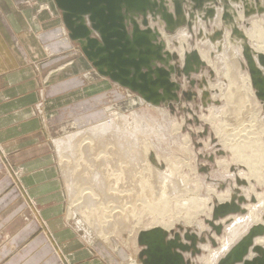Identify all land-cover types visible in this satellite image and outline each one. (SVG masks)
<instances>
[{"label": "crops", "instance_id": "obj_1", "mask_svg": "<svg viewBox=\"0 0 264 264\" xmlns=\"http://www.w3.org/2000/svg\"><path fill=\"white\" fill-rule=\"evenodd\" d=\"M212 26L209 34L218 32L222 23L215 30ZM238 26L243 29L240 21ZM181 28L184 25L170 32L165 26L171 37ZM157 30L161 34V29ZM230 33L225 27L228 51L217 60L210 58L209 67L218 77V62H237L236 69L226 71V77L235 83L227 87L238 89L246 109L248 101L257 96L242 61L231 49L232 44H227ZM166 36L160 37L165 49L177 53ZM185 40L187 44V38L181 42ZM194 41L200 45L190 38ZM188 45L186 50L193 48ZM213 49L209 45V50ZM86 63L78 46L69 39L54 0H0V264H101L86 254L91 250L67 221L65 186L54 144L74 129L101 122L103 114L116 109L118 102L129 103L140 97ZM246 76L248 87L242 79ZM182 82L186 89L188 82ZM213 84L209 83V89H220ZM258 102L255 105L263 110ZM232 187L234 184L228 188ZM230 198L218 200L226 202ZM93 243L98 250L100 244Z\"/></svg>", "mask_w": 264, "mask_h": 264}, {"label": "bare ground", "instance_id": "obj_2", "mask_svg": "<svg viewBox=\"0 0 264 264\" xmlns=\"http://www.w3.org/2000/svg\"><path fill=\"white\" fill-rule=\"evenodd\" d=\"M165 1L167 3V6H169V9H173L172 0H165ZM184 5H186V8L188 10L187 16H190L189 13L191 10L194 12L193 16L191 17L194 25H193V28H191V29H189L188 26L184 25V28H181L178 30V32L174 33V35H175L174 37L169 36V35H173V34L167 33V31L165 30V23L162 22V20L160 18H158V17L154 18L151 14L148 15L149 26H151V23H154V26L152 25L153 27L151 26V28H157V29L160 28L161 29L160 32H161L163 38H165L166 34L168 35V36H166V37H168L166 39L170 42V45H172L174 48L177 49L176 50L177 54L178 53L181 54L179 56L180 59L182 60L181 62H183L185 52H187V51L189 52V51L196 49V48L199 49V50L198 49H196V50L199 51L201 58L203 60H205L208 65H209V59L210 58H215V60L221 58L228 51L227 45H225L226 44L225 43V41H226V39H225V27H228V30H230L231 33H230V36L228 38L227 44L228 43L232 44L231 49L236 54V56H238V58L242 61L243 68H244L245 72L248 73V75H250L249 66L247 64V60L244 57L243 50H244L245 44L248 43L251 46V49H253L254 53L256 50H254L253 46H255L258 50L264 51V0H203L202 8L197 9V10H193V1L192 0H186V3H184ZM216 6H217V8H216ZM208 8H214L215 14L212 16V14L209 13V16L205 17L206 11ZM227 11L232 16V20L229 19L227 21H223L221 19V15L223 12L225 13ZM246 14H248V16H245ZM138 21H139V23H141V20H138ZM239 21H240V24L242 25L243 29L239 28V26H238ZM220 23H222V27L220 28V30H221L220 36H218L219 33L216 32L217 30L213 34H209V28L212 26V24H213L212 27L215 30L216 25H218ZM235 27H238L244 36L239 37L238 35H234L233 29ZM242 30H244V31H242ZM186 38L188 41L187 44H186V40L181 42V39H186ZM190 38H192L194 40L197 39V41L199 40L198 42L200 45H196L195 41H194V44L192 42H190ZM245 38H247V39H245ZM188 44H191V46L195 45L196 48L194 47V48H191L190 50H186L185 48L189 47ZM209 45H212L214 49L209 50ZM202 46H205V49ZM172 49H170V51ZM231 49H230V51H231ZM257 53H258V51H256L255 54H257ZM218 63L219 64L216 65L218 77H217V80L215 81V83L218 84L217 87L220 89H217V88L214 90L209 89L210 85H209V81L207 82V80H208V78H209V80H211V78H210V76L208 77V74L210 75V73L207 70V68H206L207 65H206L200 70L199 73H197L199 75L200 73L204 74V72H205V74L202 75L200 77V79H198V78L196 79L193 77V75L196 73H193L191 76V79L196 80L194 86H196L197 84H200V86L198 87L199 93L195 92L196 95L194 98H196L198 96L200 98L202 97L201 98L202 100H203V98H207L205 100V103H209V105L206 106L205 103L203 105L206 107L211 106L213 108L214 105H218V107L216 109L217 112L213 115L216 116V119L221 120L219 125H223V123H224L223 118H224V114L226 112H227V114H228V112H230L232 118H234L235 123H236L237 119L245 114L243 103L241 104V102H240V100L242 99V95L239 93L238 89H233V88L227 87L228 85H235V83H234V80H230L229 78L226 77L227 76L226 71L229 68L236 69L237 68V62L236 61H223V62H218ZM174 76L176 77L175 79H174ZM181 78L183 80L185 79V81L188 82V85L186 84L187 85L186 89L183 88V90L195 89V87L190 83L189 78L178 77L177 74H175V73L172 74V79L176 80L180 83H181ZM247 78L248 77L246 76L242 79L244 80V86L248 87L249 82H248ZM250 80H251V76H250ZM212 83H214V82H211V84ZM251 83H252V80H251ZM252 86H253V84H252ZM207 89H209V90H207ZM253 90H254L255 95H256L257 91L254 87H253ZM192 91L194 92V90H192ZM207 91L208 92L212 91L213 94H211L212 92H210L211 95H209V93H207ZM179 96L181 98L180 101L173 100V101H169L168 103H164L162 105L165 106L166 108H170L171 113H173L175 110H177V108H179L182 105L181 103L183 102L184 96L181 95V92L179 93ZM209 96H211L210 101L208 99ZM218 99L226 100L228 105L227 106L224 105V107H222L220 104V101ZM194 101H195V99H194ZM211 102H213V103L210 104ZM260 102L263 106V102L262 101H260ZM129 103H130V105H136V104L153 105L151 103H147V102L143 101V99L141 97L138 99L130 100ZM176 104H177V106H176ZM162 105H159V106H162ZM153 106H156V105H153ZM159 108H161V107H159ZM184 108H185V106H184ZM210 108L208 110H210ZM163 109H165V108H163ZM190 109H191L190 113L194 115V113H195L194 110L192 108H190ZM115 110L113 108L112 110L107 111V115L109 113L110 119L112 116H114L116 114V116L119 115L117 120H120L119 118H121V122L123 125H127L128 123H130V118H128V116L123 115V114L121 115L120 112L117 113ZM165 111H167V110H165ZM194 118L196 119L195 121L197 123L200 122L197 115H194ZM137 119H138V116H136V118L134 117V121ZM255 120H256V118H253V120H252V117H251L250 122L255 121ZM213 121H215V120H213ZM136 122H138V121H136ZM232 122L234 123V121H232ZM113 123H114V121L109 120L106 123L107 126L106 125L105 126L106 127H108V126L112 127ZM237 123H239V122L237 121ZM175 124H174V127L176 128ZM241 124L242 123L240 122L239 126ZM224 126L225 127H223V130H221V132H217V133L219 134V136H223L225 142L229 144V147H225L223 143H220L219 145L218 144H214V146L212 145L211 149L215 150L214 148L216 147V151H214V152H215V155H217V156H222V157L226 156V154L229 152L228 150H231V152L234 153V155L236 156L237 159L234 161V167H231L232 172H230V171H228L229 173L227 171L225 172L227 176L228 175H230V177L232 176V178H230V179H232V181H233L232 184H234V187L230 188V190L225 189V191H223V192L221 190L222 194H220V195L218 193H216V194L218 195L219 199H225V198L227 199V196L228 197L231 196V198H232L233 195L239 196L240 194H244L245 191H247L248 196L250 195V197H251L252 194H254L255 196L258 197V202H259L258 204H260V206L258 207L257 206L258 204L255 206L250 205V204L247 205V207L251 211V213L249 215L247 214L248 216H250L249 218H247L248 221L246 220V217H244V218L238 217V216H240L239 215L240 213L232 214V215H229L225 218H219L218 220L214 221L215 224H221L224 227V226H227V224L231 223L232 220H234V222L231 225L227 226V228H228L227 230L231 234L228 233V235L227 234L225 236L222 235V237H220L218 235L219 238L217 237V242L220 241L222 243L221 246L219 245L221 248L220 252L217 251L216 248H215L216 249L215 251H217V252H213L212 248H214V247L211 248V245H210L211 243H208V240H209L208 236L203 237V234H202L204 231L203 230V228H204L203 224L202 225L199 224L200 225L199 231H197V230L195 231L194 229H190L191 232H195L199 236V239L197 242V247L199 248L200 253L203 252L202 256H199L197 258V261H200V263L201 262H205V263L209 262V264H217V262L220 260V258H222L241 238H243L253 225H255V224H263L264 225V204H263L264 201H262V199H261V196H262L261 193L263 191L259 192L257 190L259 193H255L256 191L253 189V188H257V186H258L257 181L258 182L261 181V176L258 174V173H260V170L258 169V165L263 164L264 159H256V158H254V154H252V156H248V159H247L246 156L244 155V153L246 152L245 144L247 143L248 145L256 146V145H254L255 139L260 140L262 137L261 134L263 133V135H264V126L261 127L263 130L261 129V134H260L261 136L259 135V138H258V136L257 137L253 136L255 131L252 129V126L254 128L256 127L253 125V123L245 125L244 128H242V129H239V126H237L235 128L231 127V123H228L227 125L224 124ZM228 126H229V128H228ZM232 128L234 130L235 129L237 130V133L235 132V134H237V135H239L243 131V133H245V135L242 134L243 136L249 137L250 133H252L251 136H253V137H251L252 139H249L250 137L249 138L247 137V138L242 139L241 141L236 140L234 138H233L234 140H231L230 136H232V134H234V130ZM224 129L227 131L228 130L230 131V129H231V131L230 132L228 131V133H227V132H224ZM106 130H107V128L103 131H106ZM172 130L176 131V129H172ZM256 133L258 134V132H256ZM242 135H240V136H242ZM235 136L236 135H234V137ZM240 136L238 138H240ZM262 140L263 141H262L260 147H261V150L264 152V139H262ZM128 141L129 140L127 139L125 141H120V142H113V143L110 142L111 144L109 143L110 145H109L108 150L103 149L101 152H97V154L95 153V155H96L95 158H98V156H99L107 164L109 163L111 165V168L109 167L110 170L106 173H105V170L107 168L104 170L101 169L100 167H98V163H94L92 160V152L95 150V148L91 147L92 144L91 145L87 144V143L92 142V141H88L87 143L85 142L86 148L82 144L79 146V148H77L76 151L77 152L80 151L82 155L79 158V160L77 159V165L73 169V171H74L73 179H74V182L79 185L80 189L78 190V189L74 188V194H73V199H72L73 206H75L78 209H80V208L83 209V212L85 213L86 218L89 219L90 221H91V219L93 220V223L99 227L101 235L104 234V238L106 239V241L109 240V238L111 236L110 234H112V233H107V235H105L107 230L110 231L113 228H115L116 226H125V227L127 226L128 227L131 223H133L132 229H134V227H136V226H138V228H139L142 225H143L142 227H144V229L148 228V227H152V228L161 227L164 230L168 231L170 233L169 234L170 238H172L173 234H171V232H170V231H172V228L168 229V227L173 225L171 223V220H169L170 218L166 219L165 217H162V218L160 217L163 215V213L164 214L166 213L165 210H167V202H170V200H171V199H169V198H171L168 195L169 193L166 192L165 196H162L161 197L162 199L160 198V200H157V201L155 199L153 200L152 198H151V200L149 198L150 201H148L146 199V197H153L154 185H155V184L150 185L148 181H151V178L155 177V176H157L158 180H160L162 178H166L167 175L171 172L169 170V166H167V167L165 166L166 167L165 168V167H163L162 164H160V163H163V162H161L163 160L160 159L158 157V155L153 154L152 150L148 146L149 143L144 144L145 149L141 150L142 152H144V154H143L141 151L137 150V148H136L137 151L130 148V144ZM220 141L223 142L222 139H220ZM92 143H94V142H92ZM219 147H221V149L223 147V150L225 152H222L223 150H219L220 149ZM132 153H133V155H132ZM209 153H212V151ZM122 155L123 156H132V157L131 158L119 157ZM149 155H150V160L152 162H154V163L151 162L152 164H150L147 160L146 156H149ZM66 156L68 157V155H66ZM67 157H65V158H67ZM70 158L68 157L67 159H65V163H69V161L73 160V159L70 160ZM108 158H110V162H107ZM166 161H167V159H166ZM96 166H97L98 170H97V172H95L96 174L94 173V175L92 176L90 174V169H93ZM152 166L155 167L156 170H158V173L156 172V170ZM159 168L162 169V171L159 172V170H160ZM224 178H226V177H224ZM245 179H247V181ZM155 180L156 179H154V181ZM232 184H231V186H232ZM94 187H97L99 189V191L97 192L94 189ZM232 192H233V194L231 195ZM211 195H213V194H211ZM247 199H248V197H247ZM176 200H178V199H176ZM194 201H196V199L192 200L193 205H194ZM214 203L215 202L213 200L210 203V207H211L210 209L211 210L209 209V218H207V220H212L213 207L216 206L218 203H223V202H219V200H218L217 203H215V204ZM244 203L245 202H243L241 205H243ZM249 203H251V202H249ZM254 204H256V203H254ZM180 208L181 207H179V206L177 207L178 212H180L179 211ZM148 212H152L153 214H156L155 218L149 219L148 215H147ZM248 213H249V211H248ZM173 215H175V213ZM157 216H159L158 219H157ZM160 218L162 220H160ZM245 220L247 222H245ZM186 222H191L190 216L187 217ZM159 225H162V226H159ZM163 226H165V228ZM180 226H179V228H180ZM232 226H234V227L232 228ZM166 227H167V229H166ZM242 227H244V228L241 229ZM152 228L145 229V230H150ZM182 229H184V227ZM206 230H207V228H206ZM131 231H133V230H131ZM141 231H144V230H141ZM176 231H178V230H174V232H176ZM181 232H183V231H181ZM212 235H214V234H212ZM216 236H217V234H216ZM200 238H204V239L200 240ZM183 241L187 242L184 239H183ZM257 242L264 243V236L257 237L255 240V243L257 244ZM259 245L263 246V248H264V244L263 245L259 244ZM141 250H142V248H141ZM218 250H220V249H218ZM183 254H184L185 258L189 260V262L187 264H196L195 263L196 259L194 256H196L197 254L192 255L191 252H184ZM252 256H255V253H251V257Z\"/></svg>", "mask_w": 264, "mask_h": 264}, {"label": "rangeland", "instance_id": "obj_3", "mask_svg": "<svg viewBox=\"0 0 264 264\" xmlns=\"http://www.w3.org/2000/svg\"><path fill=\"white\" fill-rule=\"evenodd\" d=\"M43 3L44 2H41V4ZM192 47L194 48L195 45H193ZM202 47L205 49V46ZM86 65L87 67L89 66L88 63H86ZM206 68L208 71L210 70L211 74L214 76L213 77L210 75L211 80H209L208 78L207 82L208 81L209 83L214 82L213 85H216L215 81L217 80V77L215 76V72L213 71V68L209 67L208 64ZM204 74L200 73L199 75L202 76ZM198 79H200V77ZM182 81L183 79L181 78V82ZM180 84L182 86L183 82ZM194 92L199 93V90L194 89ZM210 92L212 91H209V95L213 94V92L211 94ZM242 93L245 94L244 95L245 97L247 96L245 92ZM198 97L193 98L191 100L183 97V102L181 103L183 105L177 108V110H175L173 113H171L170 108H166L162 104H161L162 106H153L148 104H147L148 106L140 105V104L130 105L128 102L121 101L118 102L117 108L116 110L115 109L114 110L117 113L120 112L121 115L123 114L128 116V118H130V123H128L127 125L122 124L121 118H119L120 120H117L119 115L116 116L115 114L114 116L111 117L112 119L111 120L109 117L110 116L109 113L107 116L106 114L105 115L103 114L101 122H97L95 124L94 123L87 124L82 128L74 129L69 133L65 134L64 136H60L55 141L54 148L57 155L56 156L57 162L61 169L62 179L64 182L65 192H66L67 221L69 222V226L75 230L78 237L81 239V241H83L84 246H86L88 250H91L90 252L92 255L89 254L88 251H86V254H88V256H90L91 258L94 256L96 261L99 260L101 264H142L139 259V252L142 247L138 244V240H137L138 234L141 230L149 229L152 227H148L144 229L142 225L139 228L138 226H136L134 227V229H132L133 223H131L128 227L116 226L110 231L109 230H107V232L105 231L106 232L105 235H107V233H112L110 234L111 236L109 240L106 241V239L104 238V234L101 235L99 227L93 223V220L91 219L90 221L89 219H87L85 213L83 212V209L76 208L75 206H73L72 203L74 188L78 190L80 189L79 185L75 183L73 179L74 177L73 169L77 165V159L79 160V158L82 155L80 151L78 152L76 151L77 148H79L81 144L86 148L85 142L86 143L88 141L94 142V143L92 142L87 143L90 145L92 144L91 147L95 148V150L92 152V160L94 163H98V167H100L101 169L104 170L107 168L105 170L106 173L110 170L111 165L109 163L107 164L99 156L98 158H95L96 156L95 153L97 154V152H101L103 149L108 150L109 145L113 142L125 141L127 139L129 140L128 142L130 144V148L134 149L135 151L144 150L145 149L144 144L149 143L148 146L152 150L153 154L158 155V157L163 160L161 161L163 163L160 164H162L163 167L169 166V170L171 172L167 175L166 178H162V179L159 178L160 180H158L157 176H155L151 178V181H148L150 185L152 184L155 185H154L153 197H146L148 201H150L151 198L157 201L160 200L162 196H165L166 192L169 193L167 194L171 198L169 197L168 198L171 200L170 202H167V210H165L166 213L165 214L163 213V215L160 216L161 218L162 217H165L166 219L170 218L169 220H171V223L173 225L168 227V229L172 228L173 231L174 230L181 231L179 230V226L181 225L180 227L182 228L184 227L183 230L194 229L195 231L196 230L199 231L200 229L199 224L201 225L203 224L204 227L203 228L204 231L202 233L203 237L208 236L209 239L208 243H211L210 244L211 248L214 247L212 248L213 252L221 251L220 246L222 243L220 241L217 242V237L219 238V236L222 237V235L225 236L226 234L228 235V233L230 234V232L227 230L228 229L227 226L231 225L234 222V220H232L231 223L227 224V226H224L225 228L223 227L222 233L219 236L218 235L216 236V232L207 223V218H209V209L211 208L210 207L211 201L213 200L215 203L218 202L217 201L218 195L216 193L220 195L222 194L223 191H225V189L230 190V188L228 187L231 186L233 182L232 179H230L232 178V176L229 179L224 178L227 177V175L225 174V171L222 168L225 167L227 169V172L228 171L232 172L231 167H234V161L237 158L234 155V153L231 152V150H228L229 152L226 154V156L223 157L217 156L215 155L214 152L216 151V147L214 148L215 150L211 149V147L212 145L214 146V144L219 145L220 143H223L225 147H229V144L225 142L223 136H219V134L217 133V132H221V130H223V127H225L224 124L227 125L228 123H231V127L235 128L239 126L241 122L242 124L240 125L241 127L239 126V129L244 128L245 125L253 123V125L256 126L255 128L252 126V129L255 131L253 132L256 135L255 136L253 134V136L254 137L258 136L259 138L262 129L261 127L264 126V118H262V116H264V108L263 110L262 109L260 110L257 107L258 105L257 106L255 105V101L258 104L259 103L258 101L261 100H259L258 97H257L258 99L256 98V100L253 98V101H248L247 108L244 109L245 114L242 115L240 118H238L239 120L237 119L239 123H237V121L235 123V120L234 118H232L230 112H228V114L226 112L223 118L224 119L223 125H219L221 120L216 119V116L213 115L217 112L216 109L218 105H214L213 108L211 106H210L211 108L209 106L206 107L207 105H209V103H205V100L207 98H203V101L201 102L202 97L201 98ZM134 99H138V98L135 97ZM208 99L210 101L211 96H209ZM218 100L220 101L222 107H224V105L226 106L228 105L226 100L223 99H218ZM240 102L242 103L241 100ZM204 103L206 106H203ZM212 103L213 102H211L210 104ZM189 107L194 110L195 112L194 115L198 116L200 121L199 123L195 121L196 119L194 118V115L190 113L191 109ZM209 108L210 110H208ZM258 112H260V114H258ZM136 116H138V119L134 121V117L136 118ZM254 116H256V120L250 122L251 117L253 120ZM109 120L114 121L112 127L109 126L106 127L107 126L106 123ZM232 121H234V123ZM174 124L176 128L174 127ZM106 128L108 131L107 130L103 131ZM172 129H176V131ZM228 131L224 129V132L228 133ZM235 132L237 133L236 129L234 130V134L231 133L233 136V137L230 136L231 140L236 139L241 141L242 139L248 137V136H243L245 135L243 131L240 134L238 133L239 135L235 134ZM256 132H258V134ZM234 135L236 136L234 137ZM251 135L252 133H250L249 136L250 138L248 137L249 139H252L251 137L253 136ZM261 135L262 137L260 140L255 139L254 145L256 146L248 145L247 143L245 144L246 152L244 153V155L246 156L247 159L248 156H252V154H254V158L256 159H264V152L261 150L260 147L263 141L262 139H264V135L263 133ZM239 136L240 138H238ZM220 139H222L223 142L220 141ZM219 148H220L219 150H223L221 149V147ZM211 151L212 153H209ZM222 152L225 151L223 150ZM142 153L144 154V152ZM66 155H68L69 158L71 157L70 160L71 159L73 160L69 161V163H65V159L68 158ZM119 157L131 158L132 156L122 155ZM146 157L150 164L154 163L150 160V155ZM107 162H110V158L107 159ZM220 166H222V168ZM153 168L156 170L155 167ZM258 169L260 170V173L258 174L261 176V181L260 182L257 181L258 189L257 188H253V189L256 191L255 193H259L260 191H263L261 193L262 195L261 199L262 201H264V163L258 165ZM97 170H98L97 166L94 167L93 169H90V174L93 176L94 173L97 172ZM160 171H162V169H160L159 172ZM156 172L158 173V170H156ZM154 179L156 180L154 181ZM245 180L247 181V179ZM94 189L97 192L99 191L97 187H94ZM242 195L246 198V201L244 203V207L242 205L241 206L246 210V212L244 214L242 213L239 214L240 216L238 217L241 218L246 217V220L248 221L247 218L250 217L248 215L251 213V211L249 210L247 205L249 204L253 206L257 205L259 203L258 197L255 196L254 194H252V196L250 197V195L248 196L247 193L246 194L244 193ZM193 199H196V201H194V205L192 203ZM178 206L181 207L179 210L180 212L177 211ZM257 206L259 207L260 204H258ZM174 213L175 215H173ZM147 215L149 219H153L156 216V214H153L152 212H148ZM188 216L191 217V222H186ZM158 217L159 216H157V219ZM161 218L160 220H162ZM246 220L245 222H247ZM163 227L165 228V226ZM212 234H214L215 236ZM211 238L215 241V244L211 241ZM93 241L98 242V244H100V246L98 245L99 246L98 250L94 247L95 243H93ZM215 248L217 249V251H215L216 250ZM100 249H102V253L100 252ZM105 250H106V254H104ZM202 254L203 252L194 256L196 259L195 263L209 264V262L200 263V261H197V258L199 256H202Z\"/></svg>", "mask_w": 264, "mask_h": 264}, {"label": "water", "instance_id": "obj_4", "mask_svg": "<svg viewBox=\"0 0 264 264\" xmlns=\"http://www.w3.org/2000/svg\"><path fill=\"white\" fill-rule=\"evenodd\" d=\"M192 1L193 10L202 8L203 0ZM54 2L61 12L69 39L78 46L87 62L99 75L108 77L141 97L143 101L156 106L173 100L180 101V92L189 100L195 97L196 93L183 90L180 82L172 79V74L189 78L194 86L196 80L191 79L192 74L199 73L207 62L201 58L198 50L193 49L185 52L180 65L179 54L165 49V42L160 40L161 34L156 28L149 26L148 19L149 14L154 18L160 16L166 30L170 32L185 24L191 29L194 25L191 19L194 12L191 10L187 18L188 10L184 7L186 0H172L173 11L165 0ZM209 13L213 16L215 9L208 8L205 17H208ZM137 18H140L141 23ZM221 19L232 20V16L228 11L223 12ZM217 33L220 36L221 30ZM233 34L244 36L238 27L233 29ZM243 54L249 66L253 87L257 91L256 95L263 102L264 108V53L255 54L246 43ZM245 201L246 198L242 194L233 195L229 201L213 207L212 220H207V223L217 235L222 233L223 225L215 224L214 221L232 214H244L246 210L241 204ZM179 229L183 233L170 231L172 238L170 233L161 227L141 231L137 240L142 247L139 253L142 264H187L189 260L185 258L184 252L199 254L197 233L189 229L183 230L182 227ZM261 236H264V225H253L217 264H264V248L255 243L256 238ZM202 239L204 238H200ZM211 241L215 244L212 238ZM251 253H255V256L251 257Z\"/></svg>", "mask_w": 264, "mask_h": 264}]
</instances>
